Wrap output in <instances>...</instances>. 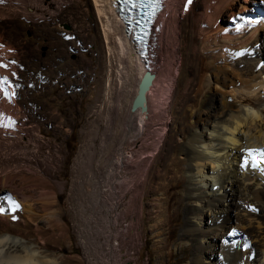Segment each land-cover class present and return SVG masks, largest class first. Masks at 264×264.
<instances>
[{"label":"rangeland","instance_id":"374dc122","mask_svg":"<svg viewBox=\"0 0 264 264\" xmlns=\"http://www.w3.org/2000/svg\"><path fill=\"white\" fill-rule=\"evenodd\" d=\"M89 12L95 14L93 18ZM224 19L226 16L220 17L217 23L225 24ZM166 22L164 32L157 22L150 43L151 67L155 70L167 63L164 47L168 42V18ZM188 22L190 26L181 29L182 44L190 43V38L186 39L189 36L192 45L200 44L203 29L194 26L192 20ZM235 24L236 21L228 27ZM104 35L93 0H0V38L12 46L6 65L0 58V178L11 177L7 185H0V191H11L14 200L23 194V198L29 196L24 203L32 205L40 215L43 212L38 194L55 192L52 209L58 221L55 232L50 229L48 218L28 221L20 209L15 212V219L11 213L9 218L0 215V233L20 235L43 246L45 241L38 225L48 229L45 239L51 244L50 254L61 264H192L194 242L184 239L183 231L188 197L185 144L179 143L184 155L172 161L168 175L157 179L167 190L152 192L151 185L143 192L137 190L147 177L143 171L146 167L150 166L146 175L153 178L164 173L158 152L169 130L178 129L174 112L171 117L149 121L141 138H137L135 118L128 117L123 140L120 138L109 147L120 114L117 110L130 111L132 103L128 100L137 85L135 78L128 82L129 87L126 85L124 64L114 47L112 57L108 54ZM201 64L209 69L206 55ZM184 72L177 80L178 88L175 86L177 100L175 90L167 102L170 109H179L189 95L185 90L189 77L186 69ZM208 78L207 70L199 74L190 93L195 94L202 110V102L211 97L205 85ZM180 82L185 83L183 88ZM181 133L177 134L178 141L184 138ZM145 156H156L159 163H151L152 158L143 163ZM123 157L129 161L124 179L117 166ZM173 177L176 181L181 178L182 186L171 189ZM163 191L172 200L163 199ZM5 201L4 193H0V205L4 206ZM20 202L24 204L21 198ZM237 259L239 253L228 251L225 264Z\"/></svg>","mask_w":264,"mask_h":264},{"label":"bare ground","instance_id":"6f19581e","mask_svg":"<svg viewBox=\"0 0 264 264\" xmlns=\"http://www.w3.org/2000/svg\"><path fill=\"white\" fill-rule=\"evenodd\" d=\"M93 1L105 29L104 36L109 46L108 54L110 53L112 57L113 47L117 51L120 62L124 64L123 74L127 78L124 77L128 87L130 85L128 82L136 79L137 86L128 100L131 104L147 67L139 59L137 47L131 39L132 34L126 31L124 21L118 15L115 0ZM89 13L93 18L95 14ZM222 15L227 19H224L225 24L220 25L217 22L220 17L223 18ZM167 18L170 22L167 29L168 42L166 48L164 47L167 63L162 69L155 70L149 62L154 77L148 75L146 78L147 83H151L145 93L146 112L142 113L140 110L131 112L126 108H119L117 111L120 114L118 116L117 113L118 118L115 121L117 123H114L116 127L114 132L115 130L116 132L109 142V147L120 138L123 140L121 136H124L122 133H125L129 124L128 120L126 121L128 117L132 120L135 118L137 138H141L149 126V121L154 120L155 117L161 120L167 118V115L171 117L174 112L178 129L171 127L164 145L158 152L164 173L160 176H157L159 174L157 173L153 178L146 175L150 166L146 167L143 171L147 177L137 186L139 189L137 187L136 189L140 192L147 190L151 185L152 192L167 190L157 179H163L168 175L167 173L173 168L172 161H176V158L186 151L184 158L188 161L186 177L188 197L183 231L184 239L194 242L195 261L192 264H225L228 251L239 253V259L233 264H264V216L261 214L264 213V171H262L264 162L259 163V166H253L257 161H264L260 156V151L264 150V0H192L191 4L188 0H165L157 18L159 27L161 24L162 28L164 27L161 28V32L166 30ZM187 20H192L194 26H201L200 29H203L200 44L192 45V36L186 38H190V43L182 44L181 29L190 26ZM234 21L236 26L228 27L233 25ZM92 25L93 27L95 25L93 20ZM186 33L184 32L183 36ZM0 50L1 62L6 65L12 46L2 42L0 38ZM101 53L104 54L103 51ZM204 54L210 60V71L208 65L201 64ZM185 69L189 77L185 90L189 95L182 100L184 102L179 109H177L179 106L176 109L170 106L172 107L170 109L167 102L175 93L177 80L185 73ZM206 70L210 78L205 85L211 97L202 102L204 103L202 110L199 108L195 94L190 93L193 90L192 86L197 82L196 77ZM183 84L185 83L180 82L181 87ZM176 94L177 90L174 94L175 100H177ZM122 120L125 121L122 123ZM179 132L184 134V138L180 141L176 138ZM179 143L185 144V151ZM250 152L253 155L250 156ZM156 156H145L143 163L150 161L151 158V163H159ZM124 158L120 159L117 165L123 179L129 168V161ZM176 163L179 165L181 162ZM9 178L10 175L0 178V185H5ZM173 179L174 177L170 182L171 185L169 184L171 189L182 186L181 178L177 181ZM116 188L117 184L114 183L113 189ZM0 193H4L5 200L9 196L12 198L15 196H11L9 190L2 189ZM162 194L163 199L172 200L167 191H163ZM38 195L39 209L43 212L41 215L32 205L27 206L24 203L29 196L23 198V194V197H20L24 204L20 202V198L15 202L20 205L22 215L28 221L35 222L38 218L44 220L48 218L50 229L56 232L58 221L55 209H52L55 205V192L45 191ZM5 202L4 206L7 208L8 202L7 200ZM5 215L9 218L11 214ZM42 223L40 222L41 225ZM245 230L250 234L243 233ZM38 232L44 238L43 246L30 243L20 235L0 233V264H61L50 254L51 244L48 243L47 238L45 239L49 230L38 225ZM215 244L218 245L215 247H218L217 249L213 248ZM202 254L205 256L199 258Z\"/></svg>","mask_w":264,"mask_h":264},{"label":"water","instance_id":"95a60500","mask_svg":"<svg viewBox=\"0 0 264 264\" xmlns=\"http://www.w3.org/2000/svg\"><path fill=\"white\" fill-rule=\"evenodd\" d=\"M151 70L152 69L150 67H147V69H145V73L142 77V80L138 85L137 94L134 97L130 107L131 112H134L136 110H140L142 113L146 112L145 93L151 86V83H147L146 78L148 77V75L150 77H154V74H152Z\"/></svg>","mask_w":264,"mask_h":264},{"label":"snow or ice","instance_id":"6c2138e0","mask_svg":"<svg viewBox=\"0 0 264 264\" xmlns=\"http://www.w3.org/2000/svg\"><path fill=\"white\" fill-rule=\"evenodd\" d=\"M128 2L131 3L133 8L137 7L136 0H128ZM142 3L145 5L156 6V5H153V0H142ZM188 3L191 4L192 0H188ZM249 155L251 156L253 155V153L250 152ZM260 156L264 158V150L260 151ZM261 162H264V161H257L254 163L253 166H259V163ZM262 171H264V169H262ZM6 200L8 202V207L5 208L3 205H0V215L11 213L13 214V218L15 219L16 217L14 214L17 210H20V205L17 202H15V200L10 196L7 197Z\"/></svg>","mask_w":264,"mask_h":264}]
</instances>
